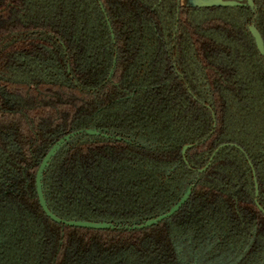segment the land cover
<instances>
[{
    "label": "trees",
    "instance_id": "16d2710c",
    "mask_svg": "<svg viewBox=\"0 0 264 264\" xmlns=\"http://www.w3.org/2000/svg\"><path fill=\"white\" fill-rule=\"evenodd\" d=\"M253 1L0 0V264H264ZM75 132L44 176L49 209L115 229L41 207L38 170Z\"/></svg>",
    "mask_w": 264,
    "mask_h": 264
},
{
    "label": "water",
    "instance_id": "95a60500",
    "mask_svg": "<svg viewBox=\"0 0 264 264\" xmlns=\"http://www.w3.org/2000/svg\"><path fill=\"white\" fill-rule=\"evenodd\" d=\"M199 1H202V0H199ZM204 1H207V2L202 3L203 5L198 4V5H191V6H210V5L233 6V5H235L236 0H204ZM244 1L247 3V6H249L253 11L256 12L257 8H256L253 0H244ZM187 6H190V5H187ZM249 30H250V33L252 34V36L256 42V45H257V48H258L260 54L262 56H264V41H263L261 34L259 33V31L257 30V28L254 25L250 26ZM82 133L83 132H75V133H72V134L65 136L64 138L59 140L51 148V150L48 152V154L44 158V160H43V162H42V164L38 170L37 178H36V187H37V194H38L39 202H40L41 207H42L43 211L45 212V214L56 223L63 224V225L69 226V227L94 229V230L115 229L117 226L113 223H108V222H86V221H76V220H72V221L63 220V219L59 218L58 216H56L49 209V206L47 204V200H46L45 195H44V184H43L44 176H45L50 164L56 158L58 153L68 143H70L74 138L81 135ZM85 133L87 135H90V136H96V137L102 136L104 138L108 137V135L106 133H103L102 131H99V130L89 129V130H86ZM189 148H191L190 145L185 146L183 148V152H182L183 156H185V154ZM215 154L210 159L208 165L204 169L200 170L199 173H204L208 169V167L211 165V162L213 161V159L215 157ZM255 187H256V196H258L259 188H258L256 178H255ZM192 188H193L192 186H189L186 189V191L184 192V194L182 195V197L180 198V200L173 207H171L167 212L160 214L159 216H157L155 218H151V219L145 220L141 223L134 224L133 226L130 227V229H144V228L153 227V226L171 218L186 204V202L188 201V199L191 196ZM259 208L261 209L260 206H259ZM261 210L263 211V209H261Z\"/></svg>",
    "mask_w": 264,
    "mask_h": 264
},
{
    "label": "rangeland",
    "instance_id": "374dc122",
    "mask_svg": "<svg viewBox=\"0 0 264 264\" xmlns=\"http://www.w3.org/2000/svg\"><path fill=\"white\" fill-rule=\"evenodd\" d=\"M205 2H207V1H204V0H202V1H199V0H190V1L188 2V3H189L188 5H190V6H191V5H198V4L201 5L202 3H205ZM209 3H210V2H209ZM182 4H183V5H186V4H185V0L182 1ZM202 5H203V4H202ZM182 248H183V247H182Z\"/></svg>",
    "mask_w": 264,
    "mask_h": 264
},
{
    "label": "crops",
    "instance_id": "0c3cea01",
    "mask_svg": "<svg viewBox=\"0 0 264 264\" xmlns=\"http://www.w3.org/2000/svg\"><path fill=\"white\" fill-rule=\"evenodd\" d=\"M182 1H183V0H181V2H182ZM189 1H190V0H185V4L188 5V4H189V3H188Z\"/></svg>",
    "mask_w": 264,
    "mask_h": 264
},
{
    "label": "flooded vegetation",
    "instance_id": "af4514ba",
    "mask_svg": "<svg viewBox=\"0 0 264 264\" xmlns=\"http://www.w3.org/2000/svg\"><path fill=\"white\" fill-rule=\"evenodd\" d=\"M196 264V263H195Z\"/></svg>",
    "mask_w": 264,
    "mask_h": 264
}]
</instances>
